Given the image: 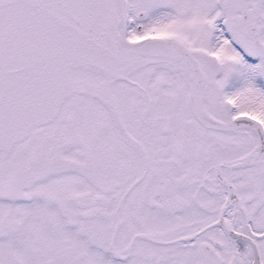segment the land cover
<instances>
[{
  "label": "snow or ice",
  "instance_id": "1",
  "mask_svg": "<svg viewBox=\"0 0 264 264\" xmlns=\"http://www.w3.org/2000/svg\"><path fill=\"white\" fill-rule=\"evenodd\" d=\"M0 264H264V0H0Z\"/></svg>",
  "mask_w": 264,
  "mask_h": 264
}]
</instances>
